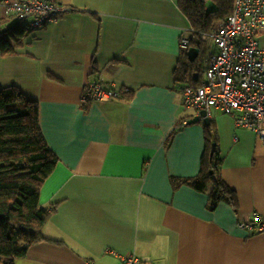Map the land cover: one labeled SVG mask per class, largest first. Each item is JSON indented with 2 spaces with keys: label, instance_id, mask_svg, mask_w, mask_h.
<instances>
[{
  "label": "crops",
  "instance_id": "1",
  "mask_svg": "<svg viewBox=\"0 0 264 264\" xmlns=\"http://www.w3.org/2000/svg\"><path fill=\"white\" fill-rule=\"evenodd\" d=\"M55 1L70 9L40 27L24 20L20 45L0 55V88L38 102L58 157L41 189V203L56 204L44 227L51 240L15 264H121L130 252L157 264H264V234L238 226L264 214V143L254 130L212 112L236 210L224 201L211 208L206 192L179 183L197 174L204 150V121L181 88L204 77L212 38L194 34L177 0ZM9 17L0 5V24ZM256 39L264 53V28ZM92 79L129 91L82 101Z\"/></svg>",
  "mask_w": 264,
  "mask_h": 264
},
{
  "label": "trees",
  "instance_id": "2",
  "mask_svg": "<svg viewBox=\"0 0 264 264\" xmlns=\"http://www.w3.org/2000/svg\"><path fill=\"white\" fill-rule=\"evenodd\" d=\"M177 5L198 35L208 32L215 21L225 19L232 11L233 0H177ZM9 18L0 24V55L14 52L21 43L24 26L20 21L11 23L13 18ZM13 31L18 38H11ZM191 78L190 84L199 83ZM185 120L182 117L179 125ZM174 134L175 130L171 131L167 142ZM57 163L58 157L47 145L39 125L38 102L16 86L0 88V264H15L30 246L51 240L44 227L56 204L43 205L41 189ZM220 164L214 125L209 119L204 123L200 169L192 177L179 179V183L206 192L211 208L224 201L236 210L237 194L223 180Z\"/></svg>",
  "mask_w": 264,
  "mask_h": 264
},
{
  "label": "built area",
  "instance_id": "3",
  "mask_svg": "<svg viewBox=\"0 0 264 264\" xmlns=\"http://www.w3.org/2000/svg\"><path fill=\"white\" fill-rule=\"evenodd\" d=\"M0 5L7 15L27 20L32 28L52 23L70 9L55 0H0ZM263 28L264 0H233L231 13L207 32L217 51L209 57L204 77L197 85H183L181 93L184 105L200 116L201 110L209 119L214 110L232 115L235 126L254 130L264 143V53L256 39ZM189 38L183 34L180 46L187 48ZM128 91L114 85L106 88L99 79H92L82 89V101L104 102ZM238 226L264 234V214L253 211L251 219L239 221ZM121 264L157 263L130 252L121 256Z\"/></svg>",
  "mask_w": 264,
  "mask_h": 264
},
{
  "label": "water",
  "instance_id": "4",
  "mask_svg": "<svg viewBox=\"0 0 264 264\" xmlns=\"http://www.w3.org/2000/svg\"><path fill=\"white\" fill-rule=\"evenodd\" d=\"M8 29H9V27H8ZM200 114L202 116V120L204 121V123H209V118L205 116V111L201 110Z\"/></svg>",
  "mask_w": 264,
  "mask_h": 264
},
{
  "label": "rangeland",
  "instance_id": "5",
  "mask_svg": "<svg viewBox=\"0 0 264 264\" xmlns=\"http://www.w3.org/2000/svg\"><path fill=\"white\" fill-rule=\"evenodd\" d=\"M232 6H233V5H232ZM17 21H18V20H17ZM20 23H22V24H23V23H24V21H20Z\"/></svg>",
  "mask_w": 264,
  "mask_h": 264
}]
</instances>
